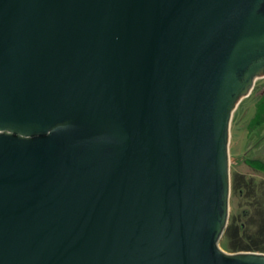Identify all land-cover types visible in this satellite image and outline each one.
Wrapping results in <instances>:
<instances>
[{
    "label": "water",
    "instance_id": "95a60500",
    "mask_svg": "<svg viewBox=\"0 0 264 264\" xmlns=\"http://www.w3.org/2000/svg\"><path fill=\"white\" fill-rule=\"evenodd\" d=\"M263 77L264 0H0V264H264L219 244Z\"/></svg>",
    "mask_w": 264,
    "mask_h": 264
},
{
    "label": "rangeland",
    "instance_id": "374dc122",
    "mask_svg": "<svg viewBox=\"0 0 264 264\" xmlns=\"http://www.w3.org/2000/svg\"><path fill=\"white\" fill-rule=\"evenodd\" d=\"M263 88H264V77L256 81L252 93L239 103V105L237 106L236 110L233 113V117L231 121V140H230L231 176L233 174L232 164L235 161V156L239 155L240 153L239 151L243 152V148L244 151H246L249 144H253L258 140H259V146H261L262 143L264 142L262 133L260 131L261 126L253 129L252 131H249L248 127H246L248 121L251 119L252 114L254 112V102L256 100V94L257 96L261 94L260 92L263 90ZM246 129L249 131L248 135L246 133ZM237 144L239 149L237 147ZM238 169L240 171L246 172L248 177H253L254 179H258L256 180L257 186L261 187L262 184L264 185V182L262 181L264 180L263 173L260 174L258 172H255L251 167L247 166L246 164H242L238 166ZM246 209L250 211L251 217H247V218L243 217L242 211ZM234 216H237V223H238L237 225H239L242 221H245L246 224L245 227L246 234H244L245 238L246 237L248 238L249 236L253 237L254 239L264 238V236L258 237L259 228L261 225L264 224V189L258 190L255 193L253 192L252 196H248L247 194H245L243 197L239 196L237 192L236 193L232 192L230 198V215L228 222L229 227L232 222H235ZM227 231L228 230L226 228L219 244L221 248H223L228 252H231L230 249L227 248V244H228Z\"/></svg>",
    "mask_w": 264,
    "mask_h": 264
},
{
    "label": "flooded vegetation",
    "instance_id": "af4514ba",
    "mask_svg": "<svg viewBox=\"0 0 264 264\" xmlns=\"http://www.w3.org/2000/svg\"><path fill=\"white\" fill-rule=\"evenodd\" d=\"M263 90L260 93H262ZM249 122L250 120L248 121L246 127H248ZM260 126H261L260 131L264 139V123H262ZM260 126H257V127H260ZM249 131L246 129L247 135ZM237 147H238V144H237ZM239 152H240L239 155H236V156L234 155L235 161L232 164L233 174L230 180L231 181L230 198H231L232 192H235V193L237 192L239 196L243 197L245 194H247L248 196H252L253 192L255 193L258 190L264 189L263 184L261 185V187L257 186L256 180L258 179H254L253 177H248L246 172L240 171L238 169V166L242 164H246L247 166L251 167L255 172L264 174V142L262 143L261 146H259V140H258L254 142L253 144H249L246 151H244V148H243V152L242 151H239ZM262 181L264 182V180ZM242 215L244 218L251 217L250 211L247 209L242 211ZM234 219L237 222V216H234ZM241 225L243 228H245L246 227L245 221H242Z\"/></svg>",
    "mask_w": 264,
    "mask_h": 264
},
{
    "label": "trees",
    "instance_id": "16d2710c",
    "mask_svg": "<svg viewBox=\"0 0 264 264\" xmlns=\"http://www.w3.org/2000/svg\"><path fill=\"white\" fill-rule=\"evenodd\" d=\"M264 123V92L257 96L254 102V112L248 124L249 130L255 129ZM235 221V220H234ZM236 221L228 224L227 227V248L231 252L236 251H259L264 252V238L254 239L249 236L247 239L244 237L246 234V228H243L241 223L239 225ZM264 224L260 226L258 237H263L264 235ZM256 237V236H255Z\"/></svg>",
    "mask_w": 264,
    "mask_h": 264
}]
</instances>
